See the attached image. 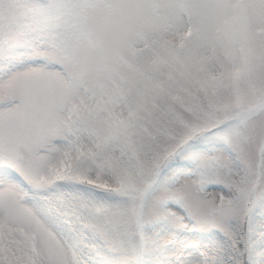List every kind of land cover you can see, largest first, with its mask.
Masks as SVG:
<instances>
[{
  "label": "snow or ice",
  "instance_id": "obj_1",
  "mask_svg": "<svg viewBox=\"0 0 264 264\" xmlns=\"http://www.w3.org/2000/svg\"><path fill=\"white\" fill-rule=\"evenodd\" d=\"M49 8L0 15V264H68L65 235L116 264L176 231L223 236L199 264H264V0Z\"/></svg>",
  "mask_w": 264,
  "mask_h": 264
},
{
  "label": "rangeland",
  "instance_id": "obj_2",
  "mask_svg": "<svg viewBox=\"0 0 264 264\" xmlns=\"http://www.w3.org/2000/svg\"><path fill=\"white\" fill-rule=\"evenodd\" d=\"M10 3L13 7H5V0H0V15L6 14L10 11H16L14 6L21 3V0H10ZM196 147L207 150L214 147H220V145H217L214 142H199ZM176 160L182 164L171 170L192 167L191 160L185 159L183 156H177L172 162H175ZM209 191L213 194H218L225 190L222 186L213 184L210 185ZM255 218L257 219L258 224L264 225V206H259L257 208ZM146 231L151 233L152 237L156 238L155 240H159L160 237L173 233V230L165 225H154L146 229ZM201 235H204L205 237L203 236V238ZM174 236L175 242L166 246L165 249L160 248L156 244L154 245L153 249H155L161 257L152 258V264H190L193 259H199L200 252L204 251L214 242L223 239V236L215 231H176ZM191 242H195L197 246L189 247L188 245Z\"/></svg>",
  "mask_w": 264,
  "mask_h": 264
},
{
  "label": "clouds",
  "instance_id": "obj_3",
  "mask_svg": "<svg viewBox=\"0 0 264 264\" xmlns=\"http://www.w3.org/2000/svg\"><path fill=\"white\" fill-rule=\"evenodd\" d=\"M32 5H36L40 7L45 12L50 11V8H49L50 0H21V3L15 5L14 7L16 9L17 15L22 16L24 9ZM5 7H13V5H11L10 3V0H5ZM64 71L68 73L69 75H71L72 73L76 71V69L74 67H70V68L64 69ZM0 104H4L5 108L7 107L8 96L6 93H4L3 95H0ZM225 155L226 156L230 155V153L225 151ZM112 186L114 187L115 185L112 184ZM36 192H37V195H41V196L48 194V190H44V191L36 190ZM218 194H222L225 197V199L229 198V193L226 190ZM62 239L65 244L69 245L67 249L68 264H73V261L75 262V264H102V262L97 258V255L92 248L87 247V246H81L75 249L73 253V249L71 245L74 243V241L72 240L71 236L65 235L62 237ZM145 244H146L145 252L148 251L149 248L153 246V243L150 240L145 241ZM112 259L113 261L116 262V264H143V257L138 258L135 251H128V252H121V253L113 254ZM190 264H199V259H193L190 262Z\"/></svg>",
  "mask_w": 264,
  "mask_h": 264
},
{
  "label": "trees",
  "instance_id": "obj_4",
  "mask_svg": "<svg viewBox=\"0 0 264 264\" xmlns=\"http://www.w3.org/2000/svg\"><path fill=\"white\" fill-rule=\"evenodd\" d=\"M182 164L181 162H179L178 160H176L175 162H172L169 166V170L173 169V168H177L178 165ZM257 221V219H256ZM149 235H151V233H149ZM152 236V235H151ZM154 238V237H153ZM156 238H154L155 240ZM203 239V238H201ZM155 244H153L152 247L149 248L148 251H146L144 253V256H143V264H152V258H160L161 256L158 254V252L153 249ZM157 245V244H156ZM159 246V245H158ZM160 247V246H159ZM161 248V247H160ZM162 249H165V247H163Z\"/></svg>",
  "mask_w": 264,
  "mask_h": 264
}]
</instances>
